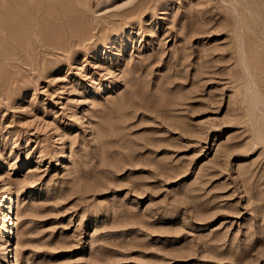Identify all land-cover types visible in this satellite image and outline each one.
<instances>
[{"label":"rangeland","instance_id":"1","mask_svg":"<svg viewBox=\"0 0 264 264\" xmlns=\"http://www.w3.org/2000/svg\"><path fill=\"white\" fill-rule=\"evenodd\" d=\"M13 261L264 264V0H0Z\"/></svg>","mask_w":264,"mask_h":264},{"label":"bare ground","instance_id":"2","mask_svg":"<svg viewBox=\"0 0 264 264\" xmlns=\"http://www.w3.org/2000/svg\"><path fill=\"white\" fill-rule=\"evenodd\" d=\"M13 203L12 201H7L6 203H4V209L5 210H10L11 212L8 213L9 216L7 217V223H6V231L5 233L7 235H10L11 233H15V228L13 227V225L15 224V215L13 213ZM14 249L9 248V251L7 253L6 256L10 257V256H14ZM13 264H15V261H13Z\"/></svg>","mask_w":264,"mask_h":264}]
</instances>
